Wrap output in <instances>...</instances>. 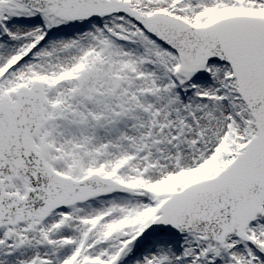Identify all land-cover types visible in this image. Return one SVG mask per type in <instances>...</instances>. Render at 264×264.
<instances>
[{
  "label": "snow or ice",
  "instance_id": "obj_1",
  "mask_svg": "<svg viewBox=\"0 0 264 264\" xmlns=\"http://www.w3.org/2000/svg\"><path fill=\"white\" fill-rule=\"evenodd\" d=\"M0 264H264V0H0Z\"/></svg>",
  "mask_w": 264,
  "mask_h": 264
}]
</instances>
